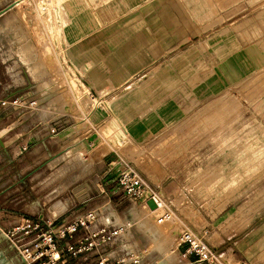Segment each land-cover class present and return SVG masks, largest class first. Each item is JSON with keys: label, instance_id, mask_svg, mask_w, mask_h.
<instances>
[{"label": "crops", "instance_id": "crops-1", "mask_svg": "<svg viewBox=\"0 0 264 264\" xmlns=\"http://www.w3.org/2000/svg\"><path fill=\"white\" fill-rule=\"evenodd\" d=\"M19 1L0 0V13L13 6L0 15V26H4L7 17L25 3ZM127 3L133 8L114 17L110 23L107 18L103 27L92 34V37H99L102 50L98 44L90 47L89 52L97 57L89 59L82 79L100 104L88 110L91 123L85 120V116L84 123L75 121L70 126L67 100L63 102L64 95L59 92L55 96L41 97L43 100L33 92L22 95L26 89L17 90L11 81L16 74L7 76L9 69L15 66L8 69L0 62V230L8 231L26 218L35 221L38 211L37 207L20 206L24 194L19 195L15 184L8 179L16 157L8 154L7 146L14 144L15 150L20 152L29 149L45 153L46 157H56L52 163L58 167L63 163L66 150H76L78 144L89 147V142L84 143L85 137L82 138L86 124L92 129H101L96 150H108L100 147L106 143L103 130L114 122L116 116L127 137L121 141L123 147L108 154L106 161L112 162L110 177L116 174L117 162L124 160L169 203L181 224L170 228L156 224L153 215L142 204L128 202L115 190L108 194V201L99 206L84 210L75 206L46 210L44 205L42 211L45 213L38 215L53 221L94 211L116 225L129 224L128 234L108 249V255L118 257L131 251L140 257V264H153L166 258L174 259L176 264H188L193 260L192 256L183 258L184 249L176 248V239L183 226L204 238L219 257L223 256L220 252L226 246H231L232 258L228 253L230 250L225 251V262L233 259L232 264H264V226L248 228V233L241 238L236 237L237 234L228 238V234L238 227L230 230L228 223L221 221L226 212L223 198L198 194L210 182L205 175L208 169L225 166L227 143L224 136L239 133L226 130L228 123L225 122L226 118L234 117V112L226 110V104L234 108L236 102H225L221 95L223 87L216 95L211 91L219 89L223 81L241 77L247 52L243 48V57L231 65L236 72L230 71L232 67L227 72L220 70L223 60L219 52L213 51L214 47L211 52L209 49L205 51L217 59L216 72L212 69L210 75L208 62L196 69L187 64L179 67L172 64L177 55H186L192 50L189 46L193 40L220 37L222 28L218 29L224 24H236L250 18L256 22L257 10L264 7V0H145ZM214 32L218 34L213 37ZM198 70L200 73L194 75L193 72ZM19 96L34 99L37 107L33 110L12 107L11 101ZM76 128L82 129L76 131ZM81 138L83 141L78 143ZM6 140L9 142H4ZM31 161L34 163V158ZM48 162L46 160L42 165L49 166ZM145 167L151 168L148 171L155 183L148 181L143 170ZM7 199L8 205L7 202L1 203ZM124 203H129L130 207L119 211L117 206Z\"/></svg>", "mask_w": 264, "mask_h": 264}, {"label": "rangeland", "instance_id": "rangeland-1", "mask_svg": "<svg viewBox=\"0 0 264 264\" xmlns=\"http://www.w3.org/2000/svg\"><path fill=\"white\" fill-rule=\"evenodd\" d=\"M21 1L25 3L18 7L14 14L12 13L10 20L13 19V22H9L11 25L5 24L6 26H1L3 31L0 30L2 31L0 62L8 69L15 66L14 69H9L10 74L7 76L16 74V77L10 79L17 90L26 89L22 95L33 92L41 98L61 93L66 98L61 95L62 101L67 100L65 105L69 108L70 114L67 116H70V123L68 124L71 126L75 121L84 123L82 121L84 117L86 116L85 120L89 118L88 110L93 106H95L93 109L100 106L82 81L86 75L84 69L89 59L97 57L96 54L89 52L90 47L98 44V48L102 50L99 37H92V34L103 27L107 18L110 23L114 17L133 8L128 6L127 1L145 0H20L19 2ZM257 11L256 22L250 18L236 24L226 23L218 29L222 28L220 37L211 36V38L193 40L189 46L190 50L192 49L189 53L177 55L176 60H172V64H177V67L187 64L194 69L208 62L210 75L212 69L216 72L217 59L212 54L207 55L205 52L207 49L211 52V47H214L213 51L219 52L223 60L220 64L222 72H227L234 62L243 57V48L247 52L244 55L247 63L242 65L241 77L234 81H223L219 89L211 91L216 95L223 87L221 95L225 102L230 100L236 102L237 107L234 108L226 104V110L234 112L232 115L234 117L226 118L225 122L228 123L226 130L229 132L237 130L239 133L224 136L227 143L225 166L209 168L205 175H208L210 182L206 184L203 192H197L202 193L201 196L204 197L218 195L223 198L226 212L221 221L225 220L232 228L230 230L238 227L235 232L228 234V238L233 234L241 238L248 233V228L256 229L264 226V7ZM213 34L214 37L218 33ZM229 54L232 55L228 57ZM32 61L33 63L30 64ZM200 71L193 73L195 75ZM230 71L236 72L233 67ZM7 76L6 79L9 78ZM88 122L91 123L89 120ZM112 124L120 125L122 128L121 120L115 116L114 122L103 130L102 137L107 144L100 147L108 150L105 152L96 150L101 140V129H92L93 127L90 128L86 124L83 127L82 137L85 139L83 141L81 138L78 143L88 141L89 147L78 144L76 146L78 149L66 150L63 163L58 167L56 163H52L56 157H46L45 153H35L29 149L20 152L15 150L17 148L14 144L7 146L8 154L12 158L16 157L14 165H11L8 179L11 180V184H15L14 188L18 190L19 195L24 194L20 199L22 202L20 206L37 207L38 211L34 218L39 219L41 216L38 214L45 213L42 210L46 206L48 207L45 208L46 210L50 208L57 210L58 207L66 206H75L76 209L84 210L108 201V194L115 189V186L114 177H110L109 174L112 162L106 159L109 153L124 146L121 141L127 137L122 135L123 139L119 140L109 135L108 127ZM81 129L76 128V131ZM72 133L69 135L71 136ZM109 143L113 144L108 147ZM1 157L6 162L5 156ZM31 158H34V163ZM46 160H49V166L42 165ZM150 169L143 168L148 181L155 183L150 177L148 171ZM4 202L8 205L9 200L1 201ZM129 205V203L119 204L117 209L124 211L130 207ZM14 227L9 229L12 230ZM2 232L0 231V263L26 264L13 249L11 242L3 238ZM34 236L37 237L36 234ZM26 241H31V238ZM230 248L231 246H226L225 250L220 252L223 256H217V261L213 264H232L233 259L228 260L227 263L225 262L227 257L224 256L225 251ZM228 253L232 258L231 250ZM164 261L165 259H162L153 264H165ZM174 264H176L175 260ZM233 264L243 263L233 262Z\"/></svg>", "mask_w": 264, "mask_h": 264}, {"label": "built area", "instance_id": "built-area-1", "mask_svg": "<svg viewBox=\"0 0 264 264\" xmlns=\"http://www.w3.org/2000/svg\"><path fill=\"white\" fill-rule=\"evenodd\" d=\"M10 105L20 110L37 107L36 101L28 96L17 97ZM116 168L114 190L125 200L142 204L160 226L170 228L181 224L169 203L130 164L119 160ZM130 228L129 224L116 225L108 217L88 211L72 219L39 218L34 221L26 218L12 230L2 233L26 264H72L74 261V264L85 261L89 264H140V257L131 251L118 257L108 255V249L126 236ZM35 234V239L26 241ZM15 236L19 237L15 239ZM176 248L184 249L183 258L193 257L188 264H213L219 256L204 238L184 226L176 239Z\"/></svg>", "mask_w": 264, "mask_h": 264}, {"label": "bare ground", "instance_id": "bare-ground-1", "mask_svg": "<svg viewBox=\"0 0 264 264\" xmlns=\"http://www.w3.org/2000/svg\"><path fill=\"white\" fill-rule=\"evenodd\" d=\"M23 1H21V3H22ZM42 3V2H41ZM10 17L11 16H9V17H7V19L5 20V24H10L11 22H13V19H12V21L10 20ZM10 22V23H9ZM2 23V22H1ZM4 23V22H3ZM11 25V24H10ZM6 26V25H5ZM8 27V26H7ZM2 27L0 26V30H2L1 29ZM5 29V28H4ZM3 31V30H2ZM21 51V50H20ZM23 51V50H22ZM21 51V52H22ZM20 55H22V54H20ZM24 55H25V53H24ZM24 57L25 56H23V59H24ZM29 57V56H28ZM24 61H26V60H24ZM29 61H31V60H29ZM36 62V61H35ZM31 63H33V61L32 62H30V64ZM26 64V63H25ZM33 65V64H32ZM38 65V64H37ZM31 66V65H30ZM33 67H34V65H33ZM34 68H36V66L34 67ZM34 68H32V69H34ZM38 69V68H37ZM40 70V69H39ZM39 70H37V72L39 71ZM36 71H33V73H35ZM39 75V74H38ZM35 77H36V75H35ZM94 103V102H93ZM93 107H95V106H93ZM92 107V108H93ZM118 123V122H117ZM116 126V127H115ZM108 134L110 135H113L114 136V138H116V139H119V140H121V139H123V137H122V135H125L126 136V133H125V131L124 130H122V128H120V125H110L109 127H108ZM117 142H118V140H117ZM112 215V214H111ZM114 215V214H113ZM112 215V216H113ZM114 217V216H113ZM115 218V217H114ZM156 222V221H155ZM157 224V223H156ZM168 252H170V250L168 251ZM167 253V252H166ZM169 254V253H168ZM168 254H166V255H168ZM171 254V253H170ZM170 256V255H169ZM166 258V257H165ZM173 258V257H172ZM164 262H166L165 264H174V259H171V258H166L165 259V261ZM159 264H161V263H159Z\"/></svg>", "mask_w": 264, "mask_h": 264}, {"label": "water", "instance_id": "water-1", "mask_svg": "<svg viewBox=\"0 0 264 264\" xmlns=\"http://www.w3.org/2000/svg\"><path fill=\"white\" fill-rule=\"evenodd\" d=\"M11 8H13V6H9L6 10H4V11H2L1 13H0V15L1 14H3V13H5V12H7L8 10H10ZM1 231V230H0ZM2 232V231H1ZM2 235H3V238L4 239H7V236L6 235H4L3 233H2ZM1 264V263H0Z\"/></svg>", "mask_w": 264, "mask_h": 264}]
</instances>
